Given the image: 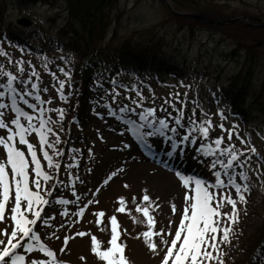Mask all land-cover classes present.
<instances>
[{
	"label": "rangeland",
	"instance_id": "1",
	"mask_svg": "<svg viewBox=\"0 0 264 264\" xmlns=\"http://www.w3.org/2000/svg\"><path fill=\"white\" fill-rule=\"evenodd\" d=\"M68 1L37 0L36 3H31V0H0V31H4V33L9 31L16 36L22 35L28 45L37 47L36 52H32L22 46L24 51L21 52V47L13 45L12 41L11 44L0 42V48H4L8 53V57L13 61V63H8V57L0 56V67L15 73V61L22 59L26 62L30 61L31 66L40 72L43 86L49 88V92L44 94V99L55 96L53 85L56 84V81L41 66L45 62L44 57H47L50 71L56 73L59 79H65V77L58 71V68L62 67L66 71H70L71 87L69 88L67 85L65 87L66 94L71 93L68 102L63 103L57 97L51 105V107H60L65 110L73 104L77 97V90L72 84L75 77L69 69L73 64L81 67L82 62H87V58L83 60L74 59V56L67 54L62 46H57L62 43L57 42L60 39L72 46L75 42L74 37L68 34L67 24L70 22L71 16L67 10ZM76 3L79 5L84 4V0H74L73 9L77 17H83L86 10L93 4V0L85 2L84 7H76ZM198 4L215 18L208 21L197 15L201 18L199 22H204L203 25H200L190 20L193 18L185 21L179 20L181 16L174 15L162 0H112L111 4L104 9L103 24L105 26L103 29H105L106 24L108 26L106 36H104V43L107 44V46H104L105 51L109 48L114 53V47L126 44V47H131L130 55H127L129 58L136 59L143 55H149L168 59L177 64L182 70V76L177 84H175L176 82L173 83L170 91L159 87L150 90L146 86L149 93L144 96L147 99H152L154 94V106H157L163 104L166 98H171L170 94L187 92L188 103L185 112H192L194 107L192 101L197 100L205 112L212 114L213 123L217 125L221 121L215 115L218 108L213 94H217L221 89L229 88L235 76L245 66L246 51H236L237 40L243 41L242 43L246 47L254 48L255 52L259 51V64L253 70L255 73L252 75L251 83L245 91L243 105L246 111H256V114H253L255 120L252 124L254 125L253 130L258 131L259 134H255L252 130L248 133H241L234 117L230 115L229 118L227 113L223 123L226 128H230L233 124L238 125L237 130L240 137L250 141V146L255 147L259 156H262L264 147L261 133L262 127H264V27L260 29L257 27L256 29L255 25L264 24V17H261L264 16V0H198ZM169 6L174 13H182L183 11L186 14H194L190 11L177 9L171 0ZM238 17H247L248 20L236 21L227 25L217 23L218 21H227ZM248 23L254 25V27L250 28ZM150 44L154 46H149ZM63 55L68 57L67 61L69 62L66 65L59 62L60 57ZM112 65L114 66V62L111 63ZM24 67L26 72L30 71L27 63ZM107 70V68L103 69V71ZM111 74L117 81L129 82V86L136 87L138 80L134 74H127V76L120 69L115 72L114 68L110 73L106 72L103 77ZM186 77H188V80ZM2 79L0 78V80ZM108 79L111 80V77H108ZM144 82H140V85H143ZM120 91V102H129L124 99V96L128 93H125L122 89ZM131 95L134 97L135 93L133 92ZM104 96L105 92L96 96L92 95L91 106L88 107L90 110L88 127H81L76 120H71L72 114H68L67 110L63 121H67L66 124L69 127L64 140L63 137H60L63 132L61 128L64 127L60 123L63 121L52 125L54 132L60 137L61 141H67V143H60L63 151L65 147L66 150L63 157L60 158L61 169L55 173V176L67 183L68 177L64 171V166L72 163L69 150L78 147V145L80 147L84 145L83 147H87L88 156L86 160H77L76 158L78 167L71 169L74 176H78L80 181H83V183L74 181L75 189L76 193L82 196L83 203L80 206L86 204L88 199H95L98 203L89 205L83 218L71 215L63 217L53 208L46 207L45 211L49 215H55L56 220L52 223L51 228L45 227L40 230L41 240L57 253L59 259L67 262V264H102L90 251L91 235H96L101 240L102 247H107V241L111 236V226L108 218L116 215L120 225L119 231L121 232L119 242L125 245L124 255L129 264H160L163 252L154 255L147 248L143 237L140 236L142 232L147 230V223L142 213L135 212L136 204L141 203L143 196L147 194L151 201L159 206L155 211L150 209V214L154 216L156 221L153 230L159 231L164 228L165 231H168L171 228L174 235V228L178 226L184 207L183 194L185 191H189V189H184L180 185L175 171H180L188 176H197L209 183H212L214 178L204 163L193 159L195 153L191 155L190 150L184 156L174 155L168 157L163 150L167 146L163 145L161 141L156 139L152 141L154 144V153H152L143 145L138 144L130 134L121 135L124 131L123 127L113 117L108 116L106 110L102 107L104 103L111 101L110 96L101 99ZM181 99H183V96H181ZM5 102L8 101L5 100ZM145 106H150L147 101ZM177 106L179 107V105ZM93 109L100 115L97 116ZM197 113L200 118V112ZM49 115L54 121L57 119L55 112H51ZM221 134L220 129L217 127L210 133V136L215 138ZM224 135L226 138V134ZM50 139H54V137H50ZM233 141L237 148L245 147L240 145L235 137H233ZM30 142L38 145V138L30 139ZM124 144H129L130 147L125 148ZM89 149H91V154ZM256 157H252L248 176H255L259 173L260 167ZM65 158L68 160L65 162L66 164L63 162ZM42 166L51 173L52 170L47 169L46 162L43 160ZM118 169H121V171H118ZM111 172H117L116 176L107 184H104L103 181ZM155 172L165 174L166 179L168 178L169 181L161 179V175L160 178L155 176ZM249 185L251 190L245 193L247 203H238L239 223L234 226L231 242L221 245L224 253L222 257L224 264H250V260L253 264H260V262L253 259L259 246L253 250V255L248 261H245L247 256H244L241 249V247L251 248V243L257 240L255 236L257 230L264 225V213L256 207L262 196V192L259 190L264 188V182L254 178ZM46 187H50V185ZM96 189H99V192H96ZM93 192H96L94 197L92 196ZM85 193L87 195H84ZM120 197L125 199L127 209L132 213L131 216H129L128 211L125 213L115 211L120 206L118 203ZM133 197L136 198V203H133ZM59 198L74 200L71 186L69 189H62V197L56 196V199ZM173 203L177 206L176 214L172 213L171 205ZM67 207L70 213L76 210L74 205ZM56 208L61 212L64 210L59 205ZM100 211L105 213L103 223L100 226L105 228L104 232H101L95 224L96 217L93 215V213ZM222 211L230 212V206L226 205ZM133 216L138 221L137 223L133 222ZM76 219H79V223L73 224L72 221ZM169 221H172V225H169ZM61 222L64 224L62 228L60 227ZM5 227L4 223H0V229ZM78 231H85L91 235L78 237L75 235ZM51 232H56L59 239L55 237L49 239L45 235V233L50 235ZM65 236H72L73 239L69 240L65 251L61 253L60 249L65 247L63 243ZM138 236L140 238H137ZM153 239L159 243L158 237ZM81 257H84V259H81ZM261 264H264V259L261 260Z\"/></svg>",
	"mask_w": 264,
	"mask_h": 264
},
{
	"label": "snow or ice",
	"instance_id": "2",
	"mask_svg": "<svg viewBox=\"0 0 264 264\" xmlns=\"http://www.w3.org/2000/svg\"><path fill=\"white\" fill-rule=\"evenodd\" d=\"M20 51L23 52L24 49L21 47ZM0 56L8 57L4 48H0ZM60 59L65 60V57L61 56ZM44 61L41 66L56 81L53 85L55 96H49L47 99H44V94L49 92V88L43 86L40 72L31 66L30 61H15V73L0 67V78H3L0 80V130H3L0 131V223L6 225L0 229V264H67L41 240L40 230L51 228L56 220V216L49 215L45 208L51 207L63 217L71 215L83 218L88 206L98 203L95 199H88L86 204L80 206L83 203L82 196L76 193L74 184V181H80V178L74 176L71 171L78 167L76 153L79 149L69 150L72 163L64 166L67 183L55 176L61 169L60 160L57 158H62L64 151L56 148L62 141L52 125L63 121L66 110L51 105L57 97L63 103L68 102L71 93L66 94L65 87H71V73L62 67L58 68L65 77L59 79L56 73L48 68L47 57H44ZM7 62L13 63L10 57ZM26 63L30 67L27 72L24 67ZM100 75L97 74V80ZM109 82L111 88L105 90V96L101 99L110 96L111 101L104 103L102 107L108 116L113 117L123 127L121 135L130 134L138 144L149 151L154 149L152 141L159 139L167 146L163 150L168 157L184 156L190 150L195 153L193 159L204 163L214 178L213 182L209 183L197 176L175 171L180 185L189 191L183 194L184 207L178 226L174 228V235L171 228L168 231L164 228L153 230L156 221L150 214V209L155 211L159 206L155 205L147 194L143 196L142 202L136 204L135 212L142 213L146 220L147 230L140 236L143 237L147 248L154 255L163 252L160 264H224L221 245L231 242L234 226L239 223L238 203H247L245 193L251 190L247 182L248 171L252 157H259L257 149L250 146V141L240 137L238 125L225 127L223 121L226 119V108L219 107L221 100L215 97V94L213 97L218 105L215 115L221 121L218 125L213 123L212 114L205 112L197 100L192 101L194 107L191 115L186 116L187 92L170 94L171 98H166L157 108L145 106L147 98L139 88L118 83L115 78H111ZM94 87L103 89V84L98 82ZM120 89L128 93L124 99L129 103L120 102ZM133 92L134 97L131 95ZM152 103H155L154 94ZM198 109L200 118H197ZM93 111L97 116L100 115L95 109ZM158 111L164 115H158ZM51 112L57 114L55 121L49 115ZM217 127L222 134L212 138L210 133ZM233 137L245 147L237 148ZM36 138L38 145L30 142V139ZM124 147L128 148L130 145L124 144ZM89 153L91 154V149ZM41 157L46 162L47 169L52 170L51 173L42 166ZM260 162H264V157H259L257 163ZM116 174L117 172H111L103 183L107 184ZM261 175H264V172ZM47 185L50 187H46ZM70 186L74 200L56 199V196L62 197V189H69ZM96 192H99V189H96ZM96 192L92 193L93 197ZM118 203L120 206L115 209L116 212L128 211L129 216L132 215L123 197L118 199ZM133 203H136L135 197ZM57 205L62 206L64 210L59 211ZM69 205L76 206V210L70 213L67 207ZM226 205L230 206V212L222 211ZM171 209L173 214L177 213L176 204L173 203ZM93 215L96 217L95 224L104 232L105 228L100 226L105 213L100 211ZM108 219L111 236L107 247H102V242L96 235L85 231H78L75 235H91L90 251L102 264H129L124 255L125 245L119 242L121 232L117 217L112 215ZM132 219L134 223L138 222L134 216ZM72 223H79V219L73 220ZM169 225H172V221H169ZM60 227H64L63 222ZM45 235L49 239H59L56 232ZM154 237L159 238V243ZM70 239L73 237H64L65 247L60 249L61 253L65 251ZM253 259H264V249L255 253Z\"/></svg>",
	"mask_w": 264,
	"mask_h": 264
},
{
	"label": "trees",
	"instance_id": "3",
	"mask_svg": "<svg viewBox=\"0 0 264 264\" xmlns=\"http://www.w3.org/2000/svg\"><path fill=\"white\" fill-rule=\"evenodd\" d=\"M36 1L37 0H31V3H36ZM89 1L92 0H84V4L79 5L76 3L75 6L84 7L85 2ZM111 2L112 0H93V4L89 9L86 10L85 15L83 17H77L73 11L74 0H69L67 10L71 14V16L70 22L67 24V26L69 28V36L74 37V46L66 43L63 39L57 41L62 42L57 46H62V48L66 50L67 54L74 56V59L83 60L84 58H87V62H82L81 67H77L73 64L69 69L75 77V81L72 82V84L76 88L78 96L74 100L73 104L66 109L68 114H72V117L76 114L79 123L84 127H87L89 125L90 113L88 107L91 106L92 95L94 94L96 96L102 94L105 92V90H109L111 88V84L109 82L110 80L108 79V77H113L112 74L107 77H103L106 72L110 73L115 68V72L120 69L121 72L126 75L134 74V76L138 80V82H136V87L142 90L143 95L149 93V89H147L146 86L150 88V90H154L156 89V87H159L163 90L170 91L172 89L173 83L176 82L175 84H177L178 80L182 76V70L178 67V65L168 59L157 58L155 56L149 55H143L136 59L127 57V55H130L129 51H131V47H126V44H121L114 47V53H112L109 48L107 51H105L104 46H107V44L104 43V36H106L108 26L106 24L105 29H103L105 26V24H103V19L105 17L104 9L107 5L111 4ZM171 2L177 9H183L185 11L193 12L194 15H200L205 20L209 21L215 18L210 12L206 11L205 8L200 7V4H198V0H171ZM187 19L190 18H179V20L182 21H185ZM190 20L200 25H203L202 23H204L194 19ZM215 27L217 28V26ZM2 40L6 42L14 41L15 46H23L24 48H26V50H30L32 52H36L37 49V47H35L34 45H28L24 37H14L12 36V33H6L4 35L0 33V42ZM242 42L243 41L237 40L236 51H246V59L244 60L245 66L243 70L239 74H237V76H235L229 88L221 89L217 94H215V97L220 98L221 103L219 104V107L226 108L228 117H234L235 122L239 125L241 133H248V131L252 130L255 134H259L258 131L253 130L254 125L252 124L255 120L253 114H256V111H246V109L243 108V105L245 102V91L251 83L252 75H254L255 73L253 72V70H255V68L259 64L258 58L260 54L258 53L259 51L255 52L254 48L246 47ZM149 46L154 45L150 44ZM63 57H65V60L59 59V62L60 64L66 65L67 62H69L67 61L68 57L67 55H63ZM112 62H114V66H111ZM105 68H107L108 70L103 71V69ZM97 74H101L99 76V80L96 79ZM186 79L188 80V77H186ZM142 81L145 82L143 83V85H140V82ZM98 82L103 84V89L94 87V85ZM117 82L122 83L120 81ZM122 84L128 86L130 85L129 82ZM146 101L150 106H154L151 103V98H148ZM159 106L160 105H157L156 107L159 108ZM169 111H171V109H169ZM197 112L199 111L197 110ZM185 113L186 116L191 115V111H187ZM229 113L231 114V116ZM157 114L164 115V113H160L159 111ZM197 118H199L198 113ZM66 122L67 121H63L60 123L63 124V129H67ZM261 133L264 140V127H262ZM80 150V159L85 161L87 158V149L82 148ZM259 157H264V147L263 155ZM259 157L257 156L256 158H258L259 160ZM259 167L260 168L258 174H255V176H249V179L247 181L249 184L253 182L254 178L264 182V175H261V173L264 172V162H260ZM259 191L262 192V196L259 199L258 205L256 207L258 210L264 213V188ZM255 236L257 237V240L251 243L252 246L250 249L248 247H241L242 253H244V256H247L245 261H248L251 258V256L253 255V250H255L258 246L259 247L255 253L259 252L261 249H264V225L257 230ZM261 260L258 261L260 262V264Z\"/></svg>",
	"mask_w": 264,
	"mask_h": 264
},
{
	"label": "water",
	"instance_id": "4",
	"mask_svg": "<svg viewBox=\"0 0 264 264\" xmlns=\"http://www.w3.org/2000/svg\"><path fill=\"white\" fill-rule=\"evenodd\" d=\"M196 19H199V17L195 16ZM242 19H245V18H235V19H232L230 21H226V22H219L218 24H228V23H231L233 21H241Z\"/></svg>",
	"mask_w": 264,
	"mask_h": 264
},
{
	"label": "bare ground",
	"instance_id": "5",
	"mask_svg": "<svg viewBox=\"0 0 264 264\" xmlns=\"http://www.w3.org/2000/svg\"><path fill=\"white\" fill-rule=\"evenodd\" d=\"M155 174H156L155 176H157L159 178H160V175H161V179H166L165 174H162V173H159V172H155ZM166 180L169 181L168 178Z\"/></svg>",
	"mask_w": 264,
	"mask_h": 264
}]
</instances>
